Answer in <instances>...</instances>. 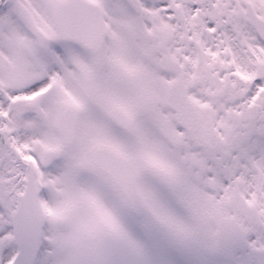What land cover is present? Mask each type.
Listing matches in <instances>:
<instances>
[{"label": "snow or ice", "instance_id": "obj_1", "mask_svg": "<svg viewBox=\"0 0 264 264\" xmlns=\"http://www.w3.org/2000/svg\"><path fill=\"white\" fill-rule=\"evenodd\" d=\"M0 264H264V0H0Z\"/></svg>", "mask_w": 264, "mask_h": 264}]
</instances>
